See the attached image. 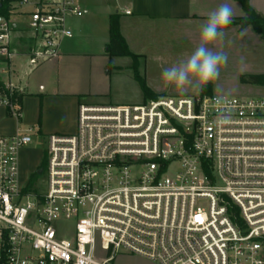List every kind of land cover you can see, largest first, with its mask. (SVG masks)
Segmentation results:
<instances>
[{
  "label": "built area",
  "instance_id": "built-area-1",
  "mask_svg": "<svg viewBox=\"0 0 264 264\" xmlns=\"http://www.w3.org/2000/svg\"><path fill=\"white\" fill-rule=\"evenodd\" d=\"M4 0H0V9ZM130 14L129 11H125ZM83 0H11L0 58L25 30L36 69L73 37ZM0 105L22 119L5 84ZM231 123L217 125L221 113ZM33 130L0 135V264H264V97L163 96L79 106L75 134L47 137L44 189H28L20 153Z\"/></svg>",
  "mask_w": 264,
  "mask_h": 264
},
{
  "label": "crops",
  "instance_id": "crops-1",
  "mask_svg": "<svg viewBox=\"0 0 264 264\" xmlns=\"http://www.w3.org/2000/svg\"><path fill=\"white\" fill-rule=\"evenodd\" d=\"M222 2L233 7L232 22L243 17L241 5L232 0H83L84 15L70 20L73 37L63 42L57 59L36 69L29 66L27 57L33 41L25 30L24 21L16 18L20 30L14 32L11 48L18 55L12 60L11 68L0 58V80L4 84L12 82L23 95L22 119L13 118L0 105V135L13 136L20 131L33 130L32 144L20 153L22 180L29 173L38 174L46 156L49 135L76 133L79 106L85 104L82 101H102L108 95L107 88L114 74L129 69L140 86L134 77L133 60L127 65L113 66V59L130 57L108 53L112 17H117L120 35L129 51L139 59L138 71L146 86L155 95H187L189 92L170 91L162 80V70L191 55L199 44L201 26ZM250 4L264 17V0H250ZM225 32L223 41L211 45L213 50H223L228 56L247 50L249 60L254 47H263L264 41L250 27L240 30L238 26H229ZM210 83L212 94L216 95L218 85L215 80ZM201 91L191 92L198 96ZM141 94L145 102L142 89Z\"/></svg>",
  "mask_w": 264,
  "mask_h": 264
},
{
  "label": "rangeland",
  "instance_id": "rangeland-1",
  "mask_svg": "<svg viewBox=\"0 0 264 264\" xmlns=\"http://www.w3.org/2000/svg\"><path fill=\"white\" fill-rule=\"evenodd\" d=\"M262 48L252 49L253 53L250 55L249 60L247 59V50H244L242 53L234 52L229 54V60L226 65H223L220 70L219 78L215 80L216 85H218L219 90H217L216 95L225 96V97H242V98H261L264 97V87L254 86L243 84L241 82L242 77H247L253 75L254 73L264 74V44ZM236 56L231 57L233 54ZM188 57H183L182 60H186ZM239 58V59H238ZM132 59L130 58H116L113 59V66L118 65H127L131 63ZM167 62V61H166ZM168 65V62H167ZM169 68V66H165ZM162 68L163 65H162ZM163 71V70H162ZM140 74V73H139ZM143 74V73H142ZM117 75V76H114ZM112 76V82L108 89V95L104 96L102 101L91 102L82 101V103H87L90 105H137L143 103V95L141 94L140 86L133 80V72L131 70H125L123 73H116ZM213 87V85H212ZM167 88L170 91L181 90L185 92L194 91L192 88H187L182 90L177 88L175 85H167ZM169 91V92H170ZM187 95H173L174 97H184V96H193V92ZM213 93V92H212ZM215 94V92H214ZM202 95V91L200 93ZM163 96V95H158ZM141 98V99H140ZM140 99L139 101H137ZM153 100V99H148ZM146 100V101H148ZM44 157H46L44 155ZM33 174V173H32ZM31 173L23 177V181L30 182ZM37 180L33 185L37 190L44 189L45 187V174H40L37 176ZM113 264H150L149 261L130 254L121 253L116 257V260Z\"/></svg>",
  "mask_w": 264,
  "mask_h": 264
},
{
  "label": "clouds",
  "instance_id": "clouds-1",
  "mask_svg": "<svg viewBox=\"0 0 264 264\" xmlns=\"http://www.w3.org/2000/svg\"><path fill=\"white\" fill-rule=\"evenodd\" d=\"M233 15V7L227 2H222L209 14L200 29L199 44L191 55L185 61L163 70L161 76L166 85H175L182 90L190 87L198 91L219 78L221 66L228 63L229 57L223 50H213L211 45L224 40ZM231 119L230 113H221L217 117V125H227Z\"/></svg>",
  "mask_w": 264,
  "mask_h": 264
},
{
  "label": "trees",
  "instance_id": "trees-1",
  "mask_svg": "<svg viewBox=\"0 0 264 264\" xmlns=\"http://www.w3.org/2000/svg\"><path fill=\"white\" fill-rule=\"evenodd\" d=\"M238 2L243 10V17L233 21L229 26H238L240 30H245L246 28H252V30L260 36L264 41V17L259 15L251 6L250 0H232ZM11 0H4L0 9V15L8 18L9 17V3ZM117 17H112L110 20V42L108 44V53L110 56H124L130 57L133 60V71L136 81L140 84V87L144 93L146 100L157 99L160 96L155 95L147 86L144 79L140 76L138 67L139 59L136 55L132 54L124 39L120 35L119 24ZM228 26V27H229ZM241 82L243 84L262 86L264 87V75H250L247 77H242ZM0 93L3 95H9V92L5 88V84L0 80ZM202 95H212V84L209 83L202 88ZM23 95L15 92L12 95V99L21 106ZM46 157L43 158L39 171H44L46 167ZM38 174L34 173L30 176V182H28V189H32L36 182Z\"/></svg>",
  "mask_w": 264,
  "mask_h": 264
},
{
  "label": "water",
  "instance_id": "water-1",
  "mask_svg": "<svg viewBox=\"0 0 264 264\" xmlns=\"http://www.w3.org/2000/svg\"><path fill=\"white\" fill-rule=\"evenodd\" d=\"M40 174H42V172L41 171H38V175H40Z\"/></svg>",
  "mask_w": 264,
  "mask_h": 264
}]
</instances>
